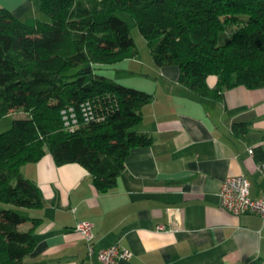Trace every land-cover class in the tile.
Listing matches in <instances>:
<instances>
[{"label":"trees","instance_id":"trees-1","mask_svg":"<svg viewBox=\"0 0 264 264\" xmlns=\"http://www.w3.org/2000/svg\"><path fill=\"white\" fill-rule=\"evenodd\" d=\"M37 1L48 21L33 26L0 9V117L23 113L0 134V264H26L35 242L30 230L19 229L39 220L17 210L42 205L37 185L21 174L24 165L48 152L57 165L80 164L107 192L129 150L152 143L135 131L152 95L94 73L137 53L117 14L134 20L156 68L177 67L178 82L199 95L209 76L217 78V91L264 81V0ZM225 32L230 39L218 45ZM85 101L103 121L63 130L60 111Z\"/></svg>","mask_w":264,"mask_h":264},{"label":"crops","instance_id":"crops-1","mask_svg":"<svg viewBox=\"0 0 264 264\" xmlns=\"http://www.w3.org/2000/svg\"><path fill=\"white\" fill-rule=\"evenodd\" d=\"M0 9L27 26L43 20L37 0H0ZM153 73L154 90H142L152 100L135 127L152 143L129 150L111 190L99 191L80 164L57 165L48 152L21 168L42 201L26 210L39 221L24 224L35 239L24 263L100 264L74 231L88 222L95 250L118 244L129 252L117 264H264V222L228 213L218 197L226 178L242 175L250 197L264 198L255 167L264 162V81L217 91L209 76L199 95L178 82L175 66ZM234 123L244 132H234Z\"/></svg>","mask_w":264,"mask_h":264},{"label":"built area","instance_id":"built-area-1","mask_svg":"<svg viewBox=\"0 0 264 264\" xmlns=\"http://www.w3.org/2000/svg\"><path fill=\"white\" fill-rule=\"evenodd\" d=\"M62 129L72 132L82 125L103 121L91 101L80 103L77 107L68 106L60 111ZM253 152L249 150L251 155ZM256 170L264 179V162L255 165ZM219 205L228 213L240 216L250 214L260 218L264 222V198L252 199L250 197V183L242 175L230 176L224 180L219 190ZM164 226H159L158 231H163ZM76 231L86 243L89 256H95L100 264H117L119 260L128 259L130 254L118 244L104 249H94L93 225L88 222H77Z\"/></svg>","mask_w":264,"mask_h":264},{"label":"rangeland","instance_id":"rangeland-1","mask_svg":"<svg viewBox=\"0 0 264 264\" xmlns=\"http://www.w3.org/2000/svg\"><path fill=\"white\" fill-rule=\"evenodd\" d=\"M117 16L122 19L129 28L130 36L134 41L136 48V55L132 59H126L115 64H106L98 66L94 69V73L98 76L105 77L112 80L121 86L132 88L136 90L152 91L155 87L154 70L156 69L150 50L146 41L140 35L135 22L127 14L119 13ZM43 20L48 21V18L40 15ZM230 39V34L227 32L219 34L218 45L224 44ZM89 69L88 67L86 70ZM77 69H73L75 72ZM23 117L21 111L13 112L9 115L0 117V134L8 131L14 119ZM22 215H28L26 210H17ZM26 226L21 225L19 229L26 231Z\"/></svg>","mask_w":264,"mask_h":264},{"label":"water","instance_id":"water-1","mask_svg":"<svg viewBox=\"0 0 264 264\" xmlns=\"http://www.w3.org/2000/svg\"><path fill=\"white\" fill-rule=\"evenodd\" d=\"M86 72L88 73L89 72V69H87Z\"/></svg>","mask_w":264,"mask_h":264}]
</instances>
